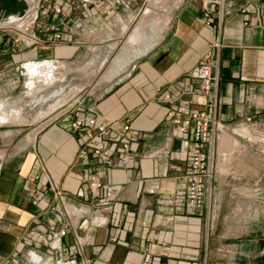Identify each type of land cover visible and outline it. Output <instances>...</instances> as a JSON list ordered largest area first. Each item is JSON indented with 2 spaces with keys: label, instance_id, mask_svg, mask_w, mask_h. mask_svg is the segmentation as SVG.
I'll return each instance as SVG.
<instances>
[{
  "label": "crops",
  "instance_id": "crops-1",
  "mask_svg": "<svg viewBox=\"0 0 264 264\" xmlns=\"http://www.w3.org/2000/svg\"><path fill=\"white\" fill-rule=\"evenodd\" d=\"M56 2L66 5L64 0ZM54 3L0 0V100L8 95L2 88L26 87L21 80L23 62L52 60L57 69L58 64L70 65L74 59L102 52L112 56L104 61L120 56L118 52L122 57L103 83L94 82L97 86L78 101L57 103L50 112L39 113L38 122L49 120L36 131L19 129L23 138L6 140L15 132L0 126V264H144L146 260L194 264L204 258L264 264V219L249 202H242L264 199V181L256 179L250 192L240 185L250 179L233 170L239 157L254 150V145L238 143L235 137L264 134V0H159L154 7L170 4L167 15L157 22L146 15L137 25L145 14L144 0L120 4L106 0L107 12L92 7L66 18L61 23L62 41L50 40L49 24L58 19ZM206 7L215 20L211 25L204 17ZM220 8L218 88L223 132L207 203L202 208H182L169 199L185 192L190 154L197 144L177 132L162 96L177 94L186 84L199 85L188 72L218 36ZM23 14L34 20L29 33L40 38L35 44L25 34L2 27ZM135 26L138 43L121 53V38ZM42 101L32 100L34 107ZM91 107L99 121L131 123L128 166L110 168L78 157L85 136L71 127V120L88 118ZM7 121L10 117L0 115V123ZM109 145L118 149L116 140ZM97 181L110 185L112 191L96 187ZM53 185L62 190L68 214H51V195L33 203L34 190ZM254 212L258 214L252 220ZM253 222L257 228L245 231ZM223 224L226 233L220 232ZM65 228L67 234L60 236ZM249 245L259 248L255 261L251 253L237 249L220 253Z\"/></svg>",
  "mask_w": 264,
  "mask_h": 264
},
{
  "label": "built area",
  "instance_id": "built-area-1",
  "mask_svg": "<svg viewBox=\"0 0 264 264\" xmlns=\"http://www.w3.org/2000/svg\"><path fill=\"white\" fill-rule=\"evenodd\" d=\"M54 2L53 11L58 17L57 20L49 24L52 32L50 40H64V30L61 23L68 17L75 14L79 9L97 8L107 12L106 0H64L65 4L56 0H46ZM58 1V0H57ZM120 4L122 0H112ZM147 0H144L146 2ZM218 4H221L219 1ZM25 14L17 17L11 25L3 28L13 29L28 36L30 43L35 44L40 38L30 34L29 30L34 20H28ZM204 17L206 23H214V17L206 7ZM217 34L216 39L210 44L209 49L202 56L199 64L194 66L189 72V76L199 82L196 87L193 84H186L177 94L165 93L162 99L168 103L167 113L173 126L180 134L197 144L190 154V167L185 176V192L179 197L169 199L177 201L182 208H202L207 203L208 190L215 172V155L219 136L223 132V125L219 119V55L222 47L221 31L223 25L222 9L217 11ZM261 22L264 24V19ZM215 51V55L213 54ZM45 63H56V61L46 60L43 62L27 61L23 62L22 69L29 71L30 67H41ZM92 113L88 118L79 117L71 120V127L81 130L85 136V141L81 146L78 157L92 161L95 164L106 167L128 166L131 162V136L134 133L133 127L127 121H99L94 108H90ZM110 140H116L118 149H112ZM119 150L122 153H119ZM96 187H103L107 192L112 191V187L106 183L97 181ZM45 195H51L54 206L50 210L53 216L58 213H67L64 194L62 190L53 185L50 188L36 189L33 191V203L39 204ZM60 236L67 234V229L58 232ZM46 241V240H45ZM59 264V262L57 263ZM144 264H151L146 260ZM194 264H206L203 262Z\"/></svg>",
  "mask_w": 264,
  "mask_h": 264
},
{
  "label": "rangeland",
  "instance_id": "rangeland-1",
  "mask_svg": "<svg viewBox=\"0 0 264 264\" xmlns=\"http://www.w3.org/2000/svg\"><path fill=\"white\" fill-rule=\"evenodd\" d=\"M23 3L25 4V2ZM149 4L150 0L144 2V17L138 20L135 25L139 24L140 21H144L143 19H145L146 15L153 16L155 22H157V20L161 19V17L166 16L170 10V4L164 5L163 3H161L157 7L151 8V10L148 11L147 7ZM156 24L157 23H155V27ZM150 25L152 26V23ZM150 25L145 23V26L150 27ZM138 26L130 28V30L128 31V35L125 38H121L119 49L121 50V53L128 52V50H132L133 46H136V44L133 45L129 42V36L134 33ZM118 54L120 56L116 54V57H114L112 60L107 61H104V59L107 57H109L110 59L112 58V56H107V54H104L103 52L98 53L97 55H90L86 58L80 57L78 59H74V61H72L70 65L60 66L58 64L60 68L57 69H54L52 67V63H45V66L42 67V70L41 67L38 66L30 67L29 71H25L24 69H22L24 75L22 74L21 80L23 81V83H25L26 87L10 86L8 88H2L8 93V95H5L4 99L0 100V115L10 117V121L0 123V126L11 128L15 132L14 135L5 137L6 140L9 138H23L24 133H18L19 129H21L20 131L23 132L22 130L24 128H27V133L36 131L34 130L36 127H38L41 123L49 120V118H47L41 120V123L38 122L40 121V119L37 117L39 113L45 114V112H50L53 105L57 103H59V105H62L63 103L69 104L73 103L76 100L78 101L79 97L82 98L85 94L91 92L92 89L97 86V84L95 85L96 81L100 80L98 81V83L102 84L106 79V76L110 75L113 72V69H115V67L120 63V58L122 56L119 52ZM8 96L10 97V99L6 100V97ZM34 97H38V99L43 98L44 101L34 107L35 105L32 102ZM20 100L21 102H19ZM68 104L66 106H68ZM18 111L20 112L19 115H12ZM23 124H26V126H23ZM242 134L245 135L235 137L238 140V143L247 144L249 146L254 145V147H252L254 148V150L249 149L243 154V157H239L240 160L235 162L233 170L240 175L247 176L250 179L249 184L247 183L240 185H246L245 190L253 192L254 181L258 178H262V180L264 181V148L260 147L259 149H257L258 144L264 142V134L257 132H248ZM228 184L229 183H226L224 186H228ZM231 185L233 186L234 184L231 183ZM242 202H249L250 205H252L259 211V217L264 219V199L257 200L250 198L244 199ZM257 214L258 212L253 213L254 218L252 215V220L255 219V216H257ZM226 227L227 226L224 224L220 226V232L226 233ZM249 227L250 230H253L257 228V225L253 222L249 225H246L244 230L246 231V228ZM237 230L242 233L243 225H239ZM236 249L241 252V254L242 252L251 253L252 261H255V256L259 252V248L249 245L248 247L239 246L235 249H222L220 253L227 254V252L232 250L235 251ZM212 258L215 257H213L212 255ZM223 258L224 257H221V260ZM206 264L228 263L226 262V260L219 261V263L213 262V260L211 262L209 260L208 262L207 259Z\"/></svg>",
  "mask_w": 264,
  "mask_h": 264
},
{
  "label": "bare ground",
  "instance_id": "bare-ground-1",
  "mask_svg": "<svg viewBox=\"0 0 264 264\" xmlns=\"http://www.w3.org/2000/svg\"><path fill=\"white\" fill-rule=\"evenodd\" d=\"M159 0H150V4L148 5V7H147V10L148 11H150L151 10V8H153L155 5H156V3L158 2ZM144 10V9H143ZM14 20H16V19H14ZM138 29L137 30H135L134 31V33L131 35V36H129V42L131 43V44H136V43H138V41H137V36H139L138 35ZM128 34H126V35H124L125 37L127 36ZM129 42H127V43H129ZM3 107V106H2ZM2 122H3V119H2Z\"/></svg>",
  "mask_w": 264,
  "mask_h": 264
}]
</instances>
